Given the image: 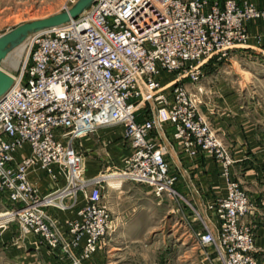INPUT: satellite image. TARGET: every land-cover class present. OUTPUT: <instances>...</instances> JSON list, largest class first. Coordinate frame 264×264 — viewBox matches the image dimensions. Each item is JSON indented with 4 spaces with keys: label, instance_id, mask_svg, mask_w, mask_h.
<instances>
[{
    "label": "built area",
    "instance_id": "built-area-1",
    "mask_svg": "<svg viewBox=\"0 0 264 264\" xmlns=\"http://www.w3.org/2000/svg\"><path fill=\"white\" fill-rule=\"evenodd\" d=\"M252 20H264L252 0H96L67 24L31 36L0 99V213L67 264H88L114 231L108 187L118 195L136 181L184 199L167 159L171 142L222 166L226 194L207 205L214 220L193 207L192 233L208 263L259 264L255 226L246 219L251 198L233 177L228 144L200 112L208 64L246 45ZM110 126H121L131 145L120 187L105 174L86 175L79 144ZM59 211L74 215L63 221Z\"/></svg>",
    "mask_w": 264,
    "mask_h": 264
},
{
    "label": "rangeland",
    "instance_id": "rangeland-1",
    "mask_svg": "<svg viewBox=\"0 0 264 264\" xmlns=\"http://www.w3.org/2000/svg\"><path fill=\"white\" fill-rule=\"evenodd\" d=\"M75 1L0 0V34L25 21L61 12ZM25 47L26 43L1 62V68L18 75L26 55ZM79 144L86 175L106 174L109 184L119 187L118 170L131 148L123 130L116 126L100 128L82 137ZM105 194L114 211L113 217H119L101 249L106 264H209L207 249L199 245L192 233L198 222L188 223L184 218L196 217L193 206L185 199L176 201L166 195L157 196L151 186L136 181L124 182L118 195L109 187ZM6 218H0L1 223L7 224L0 226V264H44L42 252L34 248L36 241L32 243L24 236L17 221ZM133 224L138 229L133 230Z\"/></svg>",
    "mask_w": 264,
    "mask_h": 264
},
{
    "label": "crops",
    "instance_id": "crops-1",
    "mask_svg": "<svg viewBox=\"0 0 264 264\" xmlns=\"http://www.w3.org/2000/svg\"><path fill=\"white\" fill-rule=\"evenodd\" d=\"M252 1L264 8V0ZM247 27L250 38L246 45L235 48L228 59H214L208 64L207 75L201 82L205 93L200 112L230 147L233 177L241 182L252 201L253 211L246 219L255 226L254 255L259 264H264V20L249 21ZM170 144L167 159L171 173L177 177L176 189L205 219L214 220L207 205L226 194L220 162L204 152L189 157L179 145ZM42 190L46 192L45 187ZM56 213L63 221L74 215L72 211ZM7 216L4 211L0 213L1 219ZM184 218L188 223L196 222L194 217ZM117 220L119 217H114V222ZM131 227L138 229L136 224ZM30 239L32 243L36 241L34 237ZM34 244L42 252L44 264L68 263L65 257ZM105 258L100 250L88 264H106Z\"/></svg>",
    "mask_w": 264,
    "mask_h": 264
},
{
    "label": "water",
    "instance_id": "water-1",
    "mask_svg": "<svg viewBox=\"0 0 264 264\" xmlns=\"http://www.w3.org/2000/svg\"><path fill=\"white\" fill-rule=\"evenodd\" d=\"M96 0H76L65 10L43 18L25 21L0 34V64L31 36L49 30L77 18L91 9ZM15 82L14 76L0 66V99L10 90Z\"/></svg>",
    "mask_w": 264,
    "mask_h": 264
},
{
    "label": "bare ground",
    "instance_id": "bare-ground-1",
    "mask_svg": "<svg viewBox=\"0 0 264 264\" xmlns=\"http://www.w3.org/2000/svg\"><path fill=\"white\" fill-rule=\"evenodd\" d=\"M22 45H23V44H22ZM22 45H21V46H22ZM21 46H20V47H21ZM20 47H18L17 49H19ZM17 49H16V50H17ZM16 50H15V51H16ZM12 53H13V52H12ZM11 55H12V54H11ZM11 55H10V56H11ZM10 56L7 58V60L10 58ZM18 67H19V66H18ZM13 76H15V75H13ZM118 171H119V170H118ZM118 173H119L120 176H121V180H120V182H123V178H124L123 173H122L121 171H119ZM105 175H106V174H105ZM8 213H9V212H8ZM199 214H200L201 216H203L200 212H199ZM202 218L205 219L204 216H203ZM0 222H1V221H0Z\"/></svg>",
    "mask_w": 264,
    "mask_h": 264
}]
</instances>
